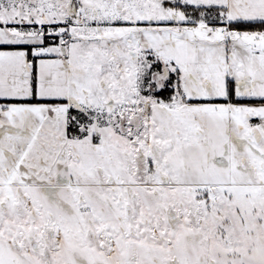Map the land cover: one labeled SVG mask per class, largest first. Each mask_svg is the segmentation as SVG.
Wrapping results in <instances>:
<instances>
[{"label": "rangeland", "instance_id": "374dc122", "mask_svg": "<svg viewBox=\"0 0 264 264\" xmlns=\"http://www.w3.org/2000/svg\"><path fill=\"white\" fill-rule=\"evenodd\" d=\"M221 2L0 0L9 41L48 34L41 52L57 58L46 68L62 90L42 77L40 103L66 123L65 136H0V264H264V101L250 90L264 44L213 88L188 76L198 24L264 30L212 28L205 11ZM158 32L170 37L147 39ZM234 84L248 100L230 99Z\"/></svg>", "mask_w": 264, "mask_h": 264}, {"label": "crops", "instance_id": "0c3cea01", "mask_svg": "<svg viewBox=\"0 0 264 264\" xmlns=\"http://www.w3.org/2000/svg\"><path fill=\"white\" fill-rule=\"evenodd\" d=\"M225 1L226 5L224 4ZM225 1L211 5V7L217 8L216 12L219 14V18L227 23L235 20H264V0ZM211 26L213 28V23ZM196 27L200 30L196 35L199 40L196 45L194 69L188 76L192 80L205 79L208 88H213L212 78L226 75L229 79L232 73L239 70L238 66L243 67L242 61L247 57L245 52L249 45L262 46L264 44V30L251 33L247 37H238L234 34L228 37L217 32V35H214L208 27H203L202 24H198ZM156 36L163 39L170 37L158 32V35L156 33L153 38L147 39L151 42ZM9 39V34L7 32L5 34L3 27H0V45H35L34 53L39 56L35 64L38 67L36 68V97L42 99L39 97L42 77L46 81L50 79L47 89L51 95L52 93H60L62 86H60L59 80L56 82L54 80L58 76L55 75V77L52 72L49 74L46 68L48 60L52 61L57 58L41 52L42 40H36L27 35L19 41L16 39L9 41ZM253 64L255 67L257 66L256 63H252L249 67L253 68ZM32 65L33 61L28 60L24 50L0 48V136H36L38 133L42 136L48 134L65 136V119L63 115L52 108L47 110L40 102L7 103L11 99H30L33 97ZM178 74L180 76V73ZM48 75L51 78L48 79ZM250 90L253 103L264 101V79L254 80ZM235 91L234 84L233 92L235 93ZM50 99L54 98L50 97ZM219 99L223 98L211 100ZM228 104L230 103L228 102ZM17 151L22 152L19 146Z\"/></svg>", "mask_w": 264, "mask_h": 264}, {"label": "trees", "instance_id": "16d2710c", "mask_svg": "<svg viewBox=\"0 0 264 264\" xmlns=\"http://www.w3.org/2000/svg\"><path fill=\"white\" fill-rule=\"evenodd\" d=\"M195 9H198V11L201 10H206V7H200V6H191ZM215 7H210L207 9V11H205L207 13V20L210 21V23L214 24H227V22L221 18H219V14L217 12L214 11ZM200 9V10H199ZM228 24H230L231 26L234 27H239L242 28L243 30H259V29H264V20H235V21H231L228 22ZM6 24H4L3 22H0V27L5 26ZM37 26V24H35ZM52 27L56 26V24L50 25ZM45 28L49 27V25H44ZM47 32V31H45ZM44 41L42 46H48L51 45V42H49V37L48 34H44ZM0 48H4V49H21L24 50L27 53V58L28 60H32L34 62V68H33V73H32V85H33V97L30 99H11L8 100L7 103H20V102H30V103H34V102H42L44 101L43 99H39L36 97V73H37V69H36V60L39 57L38 55H36L34 53V48L35 45H30V44H5V45H0ZM155 67H157V69L159 68H167L166 64L160 60L159 63H157L155 65ZM172 76H174V73H172ZM174 80V78H173ZM232 89V88H230ZM175 88L172 86L171 82L166 83V85L161 89L156 91V95L161 97L164 100H171L173 93H174ZM232 91V95H231V100L235 101V102H244L248 99H243V98H237L234 96V92L233 89ZM224 101L225 99H219V101ZM82 115V112L78 109L73 108L71 110L70 113V118L68 119V123H67V132L69 135H79L80 134V129H79V120H80V116Z\"/></svg>", "mask_w": 264, "mask_h": 264}, {"label": "flooded vegetation", "instance_id": "af4514ba", "mask_svg": "<svg viewBox=\"0 0 264 264\" xmlns=\"http://www.w3.org/2000/svg\"><path fill=\"white\" fill-rule=\"evenodd\" d=\"M72 6H73V9L77 10V7H76V5H75V2H72V3H71V5L69 6L70 9H71ZM35 24H37V23H35ZM35 24H34V25H35ZM14 25H16V24H14ZM30 25H31V24H30ZM19 26H21L20 28H28L29 23H21ZM44 28H45V27H44ZM44 30H45V29H44ZM162 74L164 75L163 77H167V76H168L169 72H168L167 68H163V70H162ZM27 199H28L29 201L31 200L30 198H27ZM6 208H7V206H6L5 202H2V203H1V209H2L1 211L5 212V209H6ZM169 214H171V216H172V220H173V221H176V220H177V216H176L174 210H169ZM49 233H50V237H54V236H56V230H55L54 228L49 229ZM33 246H35V247L37 248V244H36V243H34ZM47 248H48V247H47ZM47 248H46V251H48Z\"/></svg>", "mask_w": 264, "mask_h": 264}, {"label": "built area", "instance_id": "2783aa9c", "mask_svg": "<svg viewBox=\"0 0 264 264\" xmlns=\"http://www.w3.org/2000/svg\"><path fill=\"white\" fill-rule=\"evenodd\" d=\"M216 28L217 29L222 28V32L226 33L227 35L235 33V32H240V33L242 32V31L238 30L237 28H232V26L230 24H228V23L224 24L223 26L219 25V24H216Z\"/></svg>", "mask_w": 264, "mask_h": 264}]
</instances>
